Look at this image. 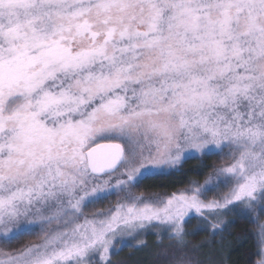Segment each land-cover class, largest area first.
<instances>
[{"label": "snow or ice", "instance_id": "1", "mask_svg": "<svg viewBox=\"0 0 264 264\" xmlns=\"http://www.w3.org/2000/svg\"><path fill=\"white\" fill-rule=\"evenodd\" d=\"M110 136L127 149L96 143ZM226 147L198 187L133 191ZM230 210L264 214V0H0V241L45 232L0 264H110L114 241L153 225L178 242L170 264H199L185 223L215 234Z\"/></svg>", "mask_w": 264, "mask_h": 264}, {"label": "rangeland", "instance_id": "2", "mask_svg": "<svg viewBox=\"0 0 264 264\" xmlns=\"http://www.w3.org/2000/svg\"><path fill=\"white\" fill-rule=\"evenodd\" d=\"M103 141H118L121 142L126 149L128 147L125 141L116 139L111 136L105 139H98L96 143ZM141 145L145 148V150H147V148L149 147L147 141L141 140ZM151 147L154 151L155 146L152 145ZM232 151L233 149L226 147L222 152H219L224 153L227 157V161L224 164L232 162V156L230 155V152ZM204 156L206 155L195 153L192 156L182 158V162L179 165H177L175 168L164 171L162 174H169L178 170L186 159H202ZM215 168L212 170L211 173H209L207 177L203 179L201 178L202 180H193L198 182L196 185H193V183H191L187 187L175 192L139 193L135 188L133 189V191L137 195H143L145 197L158 196L161 198H167L173 193L179 194L180 192L185 191L187 189L202 185L204 181L213 174ZM194 173L197 176H201L202 174L200 171ZM227 190L228 189L226 187L221 186L219 189L207 192L201 198L212 199L217 196L218 192L222 193L226 192ZM117 199V196H112L108 200L96 203L94 205H89L84 209V213L86 216L91 218L92 215L98 211H107L110 207L115 204ZM240 207H243V205H241ZM234 214H237V212L230 210L228 212L221 213L218 217H209L210 220H215L216 222H223V230L218 231L215 234H213L210 228L209 230H197L201 225V221L198 217L193 216L184 225L186 235L184 237L183 245L180 246L184 247L186 253L190 255L195 261H198L199 264H228L224 257L221 255V253H218V251L214 249L213 241L216 240V238L221 237L223 231L227 229L228 223L231 220L235 219ZM205 215H207V213H205ZM250 217L253 222L252 230L246 225V223L242 222L240 223V234L243 236L250 235L251 238L255 240L257 249L255 251L246 250L247 264H258V261L262 258V256H264V245L261 244V237L259 232V225L261 223H264V214L258 215L257 213H252ZM82 219L83 218H81V220ZM56 227V222H53L51 225L47 226V229L55 230ZM29 234H33L34 238L23 242L20 247L29 243H39L45 236V232H41L39 229ZM150 237H153L155 239V242H151V239L149 240ZM20 247H13L10 244H4L2 241H0V248L17 249ZM127 247H129L130 249L126 250L125 248ZM177 247L178 242L171 235V229L159 225H153L147 228L145 231L139 233L138 235H135L134 238L125 237L123 246L121 245L119 239L114 241V248L110 250L109 253V262L110 264H170L168 257L174 253Z\"/></svg>", "mask_w": 264, "mask_h": 264}, {"label": "trees", "instance_id": "3", "mask_svg": "<svg viewBox=\"0 0 264 264\" xmlns=\"http://www.w3.org/2000/svg\"><path fill=\"white\" fill-rule=\"evenodd\" d=\"M226 161L227 157L224 153L208 154L202 159L189 158L182 163L178 170L169 174L152 175L144 179L135 189L139 193L175 192L187 187L193 180L200 181L207 177L215 167L223 165ZM199 171L202 173V177L194 173ZM234 215L235 219L228 223L227 229L223 231L221 237L213 241L214 249L221 253L228 264H247L246 250L255 251L257 246L250 235L243 236L240 234V223H246L252 230L253 222L250 216H243L238 213ZM20 237L11 241L10 245L20 247L23 242L33 239L34 235L26 233ZM150 239L151 242H155L153 237ZM125 249L129 250L130 248Z\"/></svg>", "mask_w": 264, "mask_h": 264}, {"label": "water", "instance_id": "4", "mask_svg": "<svg viewBox=\"0 0 264 264\" xmlns=\"http://www.w3.org/2000/svg\"><path fill=\"white\" fill-rule=\"evenodd\" d=\"M99 143H121L118 141H103V142H99ZM122 144V143H121ZM123 145V144H122ZM94 146V145H93ZM124 146V145H123Z\"/></svg>", "mask_w": 264, "mask_h": 264}]
</instances>
